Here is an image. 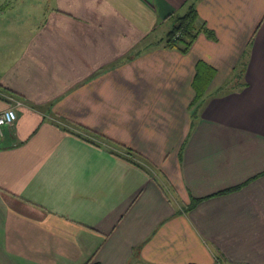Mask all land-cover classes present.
<instances>
[{
  "label": "crops",
  "instance_id": "1",
  "mask_svg": "<svg viewBox=\"0 0 264 264\" xmlns=\"http://www.w3.org/2000/svg\"><path fill=\"white\" fill-rule=\"evenodd\" d=\"M193 1L217 41L145 43ZM43 24L0 62L22 103L0 137V264H264V0H54ZM200 59L216 76L192 106Z\"/></svg>",
  "mask_w": 264,
  "mask_h": 264
},
{
  "label": "trees",
  "instance_id": "2",
  "mask_svg": "<svg viewBox=\"0 0 264 264\" xmlns=\"http://www.w3.org/2000/svg\"><path fill=\"white\" fill-rule=\"evenodd\" d=\"M173 18V22L171 25L170 30L168 31L166 37L164 39H161L157 41L156 43H164V47L169 49H176L180 51L182 54H187L191 50L192 46L198 39L200 34H205L209 39H212L214 41H217V35L216 32L212 29H210L207 25L206 21H199V12L198 8L196 6V1L191 2L189 5L187 11L183 15L175 14L171 15ZM155 43V44H156ZM152 43H149L151 45ZM141 49V47H140ZM138 51L136 53H132L129 55V59L133 58L135 55H138ZM195 75H194V88L196 91V96L194 103L195 105L201 98L203 97L204 93L206 92L207 88L209 87L210 83L214 79L216 75V69L210 65L207 61L204 59L198 60L195 66ZM244 75V69L243 64L240 62L236 68L234 69L233 79L232 81L239 82V79H242ZM229 82V81H228ZM230 86L227 84V86H221L218 89V94H222L224 91H228ZM1 99L9 100L8 96H13L15 98L20 99L15 93L7 90H0ZM80 126L84 127L80 124ZM94 136L101 137L106 143H110V145L115 146L123 150L124 154H121L125 156L126 159H128L131 162H136V159L139 158L140 155H138L134 150H132L129 147H126L124 144L118 143L116 141H113L112 139L108 138L107 136L103 134H98L96 131L89 129L86 127ZM237 188L231 189L236 190ZM200 199H194L193 203L186 207V210H189L193 208Z\"/></svg>",
  "mask_w": 264,
  "mask_h": 264
},
{
  "label": "rangeland",
  "instance_id": "3",
  "mask_svg": "<svg viewBox=\"0 0 264 264\" xmlns=\"http://www.w3.org/2000/svg\"><path fill=\"white\" fill-rule=\"evenodd\" d=\"M53 5L54 0H0V62L5 60L6 63L9 58L13 59L16 55L18 56L23 52L24 47L27 46L34 32L41 29L44 25L47 13ZM172 22L173 19H168L164 22L154 33L146 38L145 43L149 44L152 41L164 39L171 28ZM139 47H136L132 53H136ZM1 68L0 65V72ZM228 84L230 87H237L236 81ZM58 119L60 121L65 120L66 126H68V123L73 124L65 118L61 117ZM80 128L86 132L89 131L85 126H80ZM99 139L98 141L102 142L103 145H110V143H106L101 137ZM112 148L116 151H121L118 147L113 146ZM141 161L151 165L147 160L141 159Z\"/></svg>",
  "mask_w": 264,
  "mask_h": 264
},
{
  "label": "built area",
  "instance_id": "4",
  "mask_svg": "<svg viewBox=\"0 0 264 264\" xmlns=\"http://www.w3.org/2000/svg\"><path fill=\"white\" fill-rule=\"evenodd\" d=\"M9 101L13 103L12 106L0 111V137L4 135L5 127H12L15 125L18 114L16 107L21 105V101L13 96H8ZM218 264H224L217 258Z\"/></svg>",
  "mask_w": 264,
  "mask_h": 264
}]
</instances>
